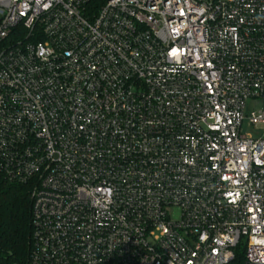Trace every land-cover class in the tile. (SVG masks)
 Segmentation results:
<instances>
[{"label": "built area", "instance_id": "obj_1", "mask_svg": "<svg viewBox=\"0 0 264 264\" xmlns=\"http://www.w3.org/2000/svg\"><path fill=\"white\" fill-rule=\"evenodd\" d=\"M247 99H264V0H0L21 264H264ZM246 120L264 128V109Z\"/></svg>", "mask_w": 264, "mask_h": 264}, {"label": "trees", "instance_id": "obj_2", "mask_svg": "<svg viewBox=\"0 0 264 264\" xmlns=\"http://www.w3.org/2000/svg\"><path fill=\"white\" fill-rule=\"evenodd\" d=\"M31 200L27 184L0 183V264H21L30 247Z\"/></svg>", "mask_w": 264, "mask_h": 264}, {"label": "rangeland", "instance_id": "obj_3", "mask_svg": "<svg viewBox=\"0 0 264 264\" xmlns=\"http://www.w3.org/2000/svg\"><path fill=\"white\" fill-rule=\"evenodd\" d=\"M264 109V99H247L244 106V121L242 124V133L247 136L259 139L264 137V128H258L254 125L248 124L246 118L249 116L250 112L254 110Z\"/></svg>", "mask_w": 264, "mask_h": 264}]
</instances>
